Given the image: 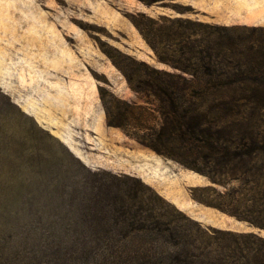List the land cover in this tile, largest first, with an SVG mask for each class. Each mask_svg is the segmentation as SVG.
I'll use <instances>...</instances> for the list:
<instances>
[{
	"label": "rangeland",
	"instance_id": "obj_1",
	"mask_svg": "<svg viewBox=\"0 0 264 264\" xmlns=\"http://www.w3.org/2000/svg\"><path fill=\"white\" fill-rule=\"evenodd\" d=\"M262 47L264 0H0V264H264V98L204 100L211 147L179 158L108 127L100 100L163 105L181 149L178 90L174 110L112 61L179 73L202 50L239 74ZM125 208L141 230L114 228Z\"/></svg>",
	"mask_w": 264,
	"mask_h": 264
},
{
	"label": "trees",
	"instance_id": "obj_2",
	"mask_svg": "<svg viewBox=\"0 0 264 264\" xmlns=\"http://www.w3.org/2000/svg\"><path fill=\"white\" fill-rule=\"evenodd\" d=\"M140 16V15H139ZM131 21L136 29H139L140 24L136 21L135 17H131ZM264 51V47L261 48ZM208 51H188L184 54L183 63L169 64L173 70L179 73H166L148 67L144 62H133L136 67L133 73L118 62L112 61L113 66L125 77L127 86L133 92L144 93L147 95L155 96L162 103V98L170 102V107H174L173 96L178 90L180 98H184V103L181 106L184 116L182 117V126L178 138L182 141L183 146L181 149L172 148L165 144L168 135L175 134L172 131H166L164 128V117L166 116L165 107L160 104L157 110L158 116H154L149 108V103L143 105H135L131 102H125L109 94L110 101L105 100L104 89H100V100L105 111V122L108 127H119L125 132V135L136 139L142 145L149 147L166 158H179L183 152L189 153L193 150L200 152L211 147L210 139L211 133L208 122L203 120L192 122L194 117L201 116L204 111L202 104L204 100H221L240 102L246 98L256 100L259 97L264 98V61L258 63L256 68L248 70L247 68L241 70L239 66V74H233L230 71H225L223 68L224 62L219 63ZM264 58V54H262ZM246 67V66H245ZM142 77L147 81L139 80ZM196 102H199L198 104ZM191 103V105H188ZM182 129V130H181ZM251 153L245 152L236 154L233 158L247 157ZM251 171H243L234 169L227 172L229 182L235 180L240 182L246 177V173ZM241 175V176H239ZM120 177L126 178L127 176H114L119 180ZM213 184H227L219 180L210 178ZM119 186L128 187L132 192H138L135 187L128 186L126 183L121 182ZM235 200V199H234ZM148 202L147 200H145ZM235 202V201H234ZM222 208V207H221ZM226 208V207H225ZM226 210V209H225ZM227 212L230 210L227 207ZM123 220L114 223V228L122 232H131L132 230H141L138 222H145L146 219L139 215H134L128 219L129 209L125 208L121 213ZM129 221V223H125ZM140 225V226H139ZM140 227V228H139ZM253 239L254 236H248ZM117 244H121L117 241ZM122 245V244H121ZM121 252L123 250H120Z\"/></svg>",
	"mask_w": 264,
	"mask_h": 264
},
{
	"label": "water",
	"instance_id": "obj_3",
	"mask_svg": "<svg viewBox=\"0 0 264 264\" xmlns=\"http://www.w3.org/2000/svg\"><path fill=\"white\" fill-rule=\"evenodd\" d=\"M258 232H261L260 230H257Z\"/></svg>",
	"mask_w": 264,
	"mask_h": 264
}]
</instances>
